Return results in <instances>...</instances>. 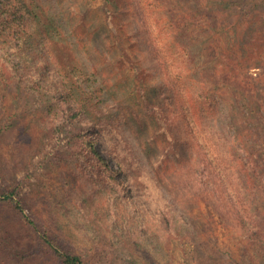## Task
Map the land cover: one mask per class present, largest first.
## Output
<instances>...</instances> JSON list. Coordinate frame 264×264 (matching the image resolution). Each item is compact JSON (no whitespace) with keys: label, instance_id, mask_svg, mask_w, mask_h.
<instances>
[{"label":"rangeland","instance_id":"obj_1","mask_svg":"<svg viewBox=\"0 0 264 264\" xmlns=\"http://www.w3.org/2000/svg\"><path fill=\"white\" fill-rule=\"evenodd\" d=\"M132 1L144 12L135 19L127 11L129 15L124 19L131 22V44L142 48H134L129 54L140 64L138 78L150 79L155 88L152 96L158 107L154 111L158 123L146 117L143 105V127L127 125L123 129L125 136L133 138L142 160L131 169V181L111 155L108 137L99 135L95 141V147L118 172L121 184L131 188L129 200H124L116 189L109 190L99 177V197L105 200L106 212L103 219L102 213L94 210L93 219L103 223L108 219L112 228L107 234L101 232L95 243L92 233L81 228L91 221L86 216L89 209H85L89 199L85 206L78 203L87 194H94L91 188L96 183L92 171L82 166L73 143L81 123L68 125L58 134L51 126L58 114H46L45 103L26 89L0 82V192L19 188L21 199V209L16 212L0 205V229L13 224L15 234L25 235L27 222L36 221L42 229L52 226L59 230L51 212L58 213L66 204L72 209L78 203V216L72 209L68 219L59 217L57 222L67 229L68 237L61 232L66 246L82 254L85 264H264V56L256 55L258 61L251 62L243 73L245 77L241 74V88L217 77L210 84H202L206 71L212 77L221 46L233 37V31L201 34L202 42H196V34L186 38L190 50L179 55L165 46L168 41L158 7L161 0ZM262 1L242 0L232 6L228 0H182L178 11L192 7L215 15V9H219L218 18L210 17L207 32L220 19L229 28L237 21L233 27L240 33L246 21L263 19ZM80 2L100 13L106 0H74L77 5ZM242 7L245 14H241ZM250 11L258 16L247 15ZM131 65L127 62L128 68ZM189 67L202 72L201 78L187 70ZM139 79L126 69L116 81V88L108 86L106 91L117 92L120 98L130 101ZM207 91L223 93L224 99L218 96L217 104H209L204 100ZM149 134L155 137L154 143L149 142ZM194 149L208 158V166L192 170L195 175L190 174V167L198 159L189 158ZM146 170L150 181L143 178ZM144 181L151 182L156 190L161 186L164 192L150 197ZM67 221L74 222L75 227L71 229ZM5 256L7 253L0 254V264H17L9 254Z\"/></svg>","mask_w":264,"mask_h":264},{"label":"trees","instance_id":"obj_2","mask_svg":"<svg viewBox=\"0 0 264 264\" xmlns=\"http://www.w3.org/2000/svg\"><path fill=\"white\" fill-rule=\"evenodd\" d=\"M181 1L161 0L158 5L168 41L165 42L167 50L174 49L176 54L181 55L190 50L186 38H194L193 35L196 34V42H202L204 38L201 34L210 36L221 34L224 30H232L233 37L223 47L221 46L214 63L216 64L212 69L214 74L209 77L206 69L202 78L204 82L201 83L210 84L214 77H217L218 80H229L233 87H243L244 84L239 82L241 74L246 72L252 61L253 63L258 61L255 59L256 55L264 56V17L261 21H246L240 33L234 28L238 25L237 21H233L232 27L229 28L219 19L217 25L207 32L210 17L218 18L216 14H219V9H215V15H211L213 13H208L207 10H195L192 7L181 8L180 12L178 8L182 6ZM228 1L233 3L232 6H237L242 0ZM245 4L250 7L247 2ZM86 6L81 2L79 5L75 4L74 0L1 1L0 82L5 86L15 83L26 89L34 98L45 103L46 114L51 111L58 114L56 120L54 119L55 125H51L53 131L57 130L58 134L68 125L81 123L82 129L73 135V143L77 146L76 153L82 166L85 170L92 171L91 176L96 179L95 185L93 184L91 188L94 194L89 196L87 194L85 199L78 202L85 206L89 199V205L85 209H89V215L86 216L91 221L86 228H81L89 230L93 241L97 243L101 232L107 234L112 228L110 220L106 219L107 222L103 223L94 220L93 217V211L97 210L105 219L106 203L103 204L105 200L99 197L101 189L98 187L99 177L107 184L109 190L116 189L124 200H129L131 188L121 184L122 181L116 177L118 172L95 147V141L99 135L108 137L110 153L119 163L120 171L127 180H133L131 169L137 160H141V156L134 147L133 138L125 136L123 129L127 125L143 123L145 117L141 114L143 105L147 109L146 117L158 123L157 114L154 112L158 111V107L154 104L155 97L152 96L155 90L152 82L150 79L138 78L140 64H137L136 60L132 61L129 54L134 48L140 50L142 47L131 44L133 40V34L129 30L131 22L124 17H128L129 11L131 17L138 19L139 13L144 11H139V7L132 0L123 2L106 0L100 8V13L95 12L97 8ZM241 14H245L243 7ZM256 14L250 11L247 15L255 17L258 16ZM214 41L213 39L212 42ZM127 62L133 64L131 68H128ZM126 69L132 72L135 79L140 80L130 96V101L120 98L117 92L106 91L108 86L116 88V81ZM187 70L197 73L198 78L203 75L192 67ZM171 73L174 74L172 70ZM92 76L95 77L93 80ZM243 76L245 77V74ZM169 89L172 91V86ZM201 89L205 87L201 86ZM222 95L223 93L207 91L204 100L212 104L218 96L220 100L224 99ZM155 116L157 118H154ZM162 135L160 134L161 137ZM150 136L151 134L147 136L149 142L154 143L152 140L156 141L155 137ZM166 137L170 141L168 134ZM192 152L189 158L198 159L190 167V174L195 175L192 170L201 165L208 166V158L199 149ZM178 160L179 158L176 159ZM149 173L148 170L143 172L144 180H152ZM146 181L144 184L150 197L160 196L158 192H164L161 186L156 190L151 182ZM19 195V188L15 187L0 192V205H7L16 212L17 209H21ZM109 200L111 203L112 199ZM78 203L72 207L75 216ZM68 205L66 204V208L60 209L58 213L52 215L53 211L51 212V219L60 226L59 230L52 226L42 229L36 221L27 222L26 236L22 233L15 234L13 224L0 229V254L2 252L7 253V256L9 254V258L16 260L17 264H85L84 256L68 248L61 237L63 235L68 237L65 231L67 229L57 220L59 217L64 219V216L68 219V214L72 211L71 204ZM161 214L168 221L167 213L162 210ZM38 218L41 220L40 214ZM65 223L71 225V229L75 227L74 222ZM127 246L130 248L131 243ZM133 249L135 253V247Z\"/></svg>","mask_w":264,"mask_h":264}]
</instances>
